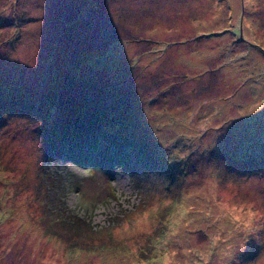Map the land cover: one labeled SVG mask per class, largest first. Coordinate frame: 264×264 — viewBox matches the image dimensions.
Returning <instances> with one entry per match:
<instances>
[{
  "label": "rangeland",
  "instance_id": "rangeland-1",
  "mask_svg": "<svg viewBox=\"0 0 264 264\" xmlns=\"http://www.w3.org/2000/svg\"><path fill=\"white\" fill-rule=\"evenodd\" d=\"M0 264H264V0H0Z\"/></svg>",
  "mask_w": 264,
  "mask_h": 264
},
{
  "label": "trees",
  "instance_id": "trees-1",
  "mask_svg": "<svg viewBox=\"0 0 264 264\" xmlns=\"http://www.w3.org/2000/svg\"><path fill=\"white\" fill-rule=\"evenodd\" d=\"M72 103H73V105L76 104L74 102H72ZM69 111H73V109H69ZM92 111H96V108L94 107ZM82 113L83 112H81V105H77L76 109H75V113H68V114L65 115V118L63 120L55 121L56 124L55 125L53 124V126L51 125L52 128H54V132L52 134L50 133V136L52 138L63 139L62 141H65V142H69L71 140V142H75L76 144H78V143H81L82 140H83V142L85 141V139H83L84 135H86V134L87 135H95L94 133L97 130L102 129V131L104 132L103 134H105L106 140L108 142H110V141L115 142L113 140V137H110L109 135H107V133H106L107 131L105 130V128L102 125V123H100L99 121H95L94 118H91V119H88V120H83V119H77L76 118L77 115H80ZM73 114H75V115H73ZM82 115H81V117H85L84 116L85 114L83 116ZM75 118H76V120H75ZM78 118H80V116H78ZM96 120H99V119H96ZM87 123L88 124L91 123L89 125L91 131L86 129ZM100 126L102 128H100ZM100 133L102 134V132H100ZM129 134L130 135L117 132L116 135H115L116 139H117V143L118 144H123V146H128V145L132 146V144L134 146V141L135 140L133 139V137H131L133 133L130 132ZM89 140H90L89 141L90 143H94L95 138H93V139L90 138ZM127 140L131 141V143H128ZM74 148H75V146L73 145V147L71 148L73 154H74V152H73ZM138 154L139 153H137V155ZM260 157H263V156H260Z\"/></svg>",
  "mask_w": 264,
  "mask_h": 264
}]
</instances>
